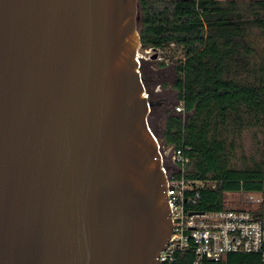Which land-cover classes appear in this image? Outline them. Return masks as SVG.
<instances>
[{"label":"water","instance_id":"1","mask_svg":"<svg viewBox=\"0 0 264 264\" xmlns=\"http://www.w3.org/2000/svg\"><path fill=\"white\" fill-rule=\"evenodd\" d=\"M139 14L0 0V264L161 263L173 219Z\"/></svg>","mask_w":264,"mask_h":264},{"label":"trees","instance_id":"2","mask_svg":"<svg viewBox=\"0 0 264 264\" xmlns=\"http://www.w3.org/2000/svg\"><path fill=\"white\" fill-rule=\"evenodd\" d=\"M139 8L142 46L174 43L183 50L175 65V89L184 110L167 108L163 133L175 148L189 146L187 177L214 183L200 188L193 207L224 208L231 191L264 193V160L254 168H233L227 143L232 128H241L246 116L252 122L264 118V44L250 39L264 38V0H139ZM164 104L160 101L149 114L159 140L156 112ZM259 214L264 219V205ZM174 264H195L194 254H180ZM204 264L264 261L259 253L234 252Z\"/></svg>","mask_w":264,"mask_h":264},{"label":"built area","instance_id":"3","mask_svg":"<svg viewBox=\"0 0 264 264\" xmlns=\"http://www.w3.org/2000/svg\"><path fill=\"white\" fill-rule=\"evenodd\" d=\"M165 48L142 46L136 58L140 64L144 59L154 58L156 53L157 58L163 59L161 53ZM176 108L183 111V103H178ZM188 149L189 146L184 145L176 147L173 166L164 163L173 231L167 247L159 255L160 264H174L179 255L186 252L194 254L195 264H204L205 260L220 261L234 252L259 253L264 261V219L259 213L230 206L214 210L193 207L200 188L214 183L187 177ZM255 201L261 202V198L253 199Z\"/></svg>","mask_w":264,"mask_h":264},{"label":"rangeland","instance_id":"4","mask_svg":"<svg viewBox=\"0 0 264 264\" xmlns=\"http://www.w3.org/2000/svg\"><path fill=\"white\" fill-rule=\"evenodd\" d=\"M237 1L242 3L251 0ZM250 39H259L257 45L264 44L263 37H250ZM161 55L163 59H144L141 63V69L146 75L145 84L147 90L155 100H161L163 96H169L170 105L165 102L163 107L157 109L156 117L162 126L159 141L164 163L172 167L175 147L167 142V137L163 133V126L168 111L167 108L172 111H178L175 106L178 104L177 91L175 89V65L178 63L179 58L183 56V50L179 46L169 45ZM251 119L254 118L246 116V123L241 128L236 127L234 131L233 127L231 134L227 138V143L232 147L230 164L233 168H254L264 160V118L257 122H252ZM187 169H191V167L188 165ZM225 195L226 205L230 207L247 208L259 213V209L264 205L263 192L231 191L226 192ZM257 198H261V202H253V199Z\"/></svg>","mask_w":264,"mask_h":264},{"label":"flooded vegetation","instance_id":"5","mask_svg":"<svg viewBox=\"0 0 264 264\" xmlns=\"http://www.w3.org/2000/svg\"><path fill=\"white\" fill-rule=\"evenodd\" d=\"M160 101H163V102H167L169 103V96H163L162 99Z\"/></svg>","mask_w":264,"mask_h":264}]
</instances>
